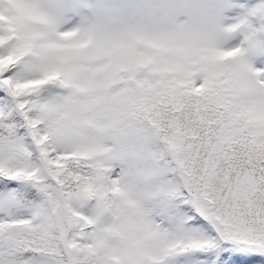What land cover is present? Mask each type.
<instances>
[{"label": "snow or ice", "instance_id": "obj_1", "mask_svg": "<svg viewBox=\"0 0 264 264\" xmlns=\"http://www.w3.org/2000/svg\"><path fill=\"white\" fill-rule=\"evenodd\" d=\"M0 264H264V0H0Z\"/></svg>", "mask_w": 264, "mask_h": 264}]
</instances>
